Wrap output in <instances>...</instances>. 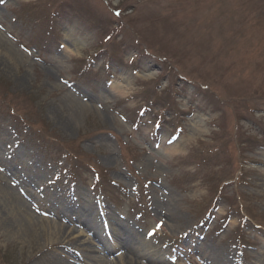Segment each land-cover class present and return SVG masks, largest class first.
<instances>
[{
	"label": "rangeland",
	"instance_id": "374dc122",
	"mask_svg": "<svg viewBox=\"0 0 264 264\" xmlns=\"http://www.w3.org/2000/svg\"><path fill=\"white\" fill-rule=\"evenodd\" d=\"M117 221L264 264V0H0V264H117Z\"/></svg>",
	"mask_w": 264,
	"mask_h": 264
},
{
	"label": "bare ground",
	"instance_id": "6f19581e",
	"mask_svg": "<svg viewBox=\"0 0 264 264\" xmlns=\"http://www.w3.org/2000/svg\"><path fill=\"white\" fill-rule=\"evenodd\" d=\"M9 192H11V200L13 202V204L16 207H20L21 206H26V202L25 200L21 199L20 196L18 195V193L16 192V190H14L13 188H9ZM158 207L160 208L161 205L159 204ZM158 207L156 208L158 210ZM159 212V211H158ZM86 222V223H85ZM84 225H86L85 227H92L91 225V220H85ZM91 222V223H90ZM118 222V225L125 228L122 229V233H115L116 237H118L120 244L122 245L123 249L126 250V254L123 258L119 259L117 264H139L137 260H135V255H137L138 253L143 252L142 249L137 245V242H135V238H136V233L131 231L130 228L126 225V223L124 222ZM83 223V222H82ZM121 229V228H120ZM100 234V233H99ZM96 237L99 238L101 240V235L96 234ZM88 257L89 258H93L94 256L92 255V253L90 252V250H88ZM148 257L152 260L153 258L148 255ZM96 262H100L99 260H95ZM103 263V262H102ZM60 264H73L71 263L69 260H63ZM75 264V263H74Z\"/></svg>",
	"mask_w": 264,
	"mask_h": 264
},
{
	"label": "snow or ice",
	"instance_id": "6c2138e0",
	"mask_svg": "<svg viewBox=\"0 0 264 264\" xmlns=\"http://www.w3.org/2000/svg\"><path fill=\"white\" fill-rule=\"evenodd\" d=\"M117 15H119V13H117Z\"/></svg>",
	"mask_w": 264,
	"mask_h": 264
}]
</instances>
